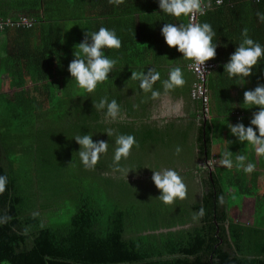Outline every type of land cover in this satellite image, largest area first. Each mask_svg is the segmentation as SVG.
<instances>
[{"label":"trees","instance_id":"obj_1","mask_svg":"<svg viewBox=\"0 0 264 264\" xmlns=\"http://www.w3.org/2000/svg\"><path fill=\"white\" fill-rule=\"evenodd\" d=\"M216 1L202 0L207 7L199 23L211 24L218 44L216 56L210 59L216 67L207 76L214 117L205 122L200 138L206 157L210 140L220 146L217 167L202 178L206 190L198 201L185 200L168 208L159 200L149 203L145 213L143 196L127 191L126 182L118 192L114 177L102 168L96 169L97 175L95 169L89 174L83 170L79 177L57 174L65 166L62 162L52 165L43 152L38 156L39 139L55 135L56 148H62L64 139L59 135L64 134L66 123L77 128L76 133L98 135L102 140H109L105 133L109 128H131L108 125L94 105L104 92L109 101L116 99L122 111H128L130 101L141 93L136 86L135 91L128 89L139 83L131 78L132 72H142L145 64L151 67L148 61L188 67L190 61L166 44L161 29L165 23L187 24L189 17L164 15L157 0H0V17L16 9L20 13L11 16L15 20L20 16L33 20L32 25H14L0 33L10 31L12 39L11 43L0 41V79L11 68L8 73L16 81L10 93L0 90V175L9 179L0 194V264H264V176L258 170L251 174L224 170L220 160L232 150V146L224 147L231 133L225 126L215 131L219 114L231 115L232 107L228 96L232 84L227 83L223 66L245 30L264 45V0H222L220 5ZM100 27L115 29L122 47L105 49L106 55L117 59L114 73L93 93H83L68 65L86 31ZM174 49L176 57L163 54ZM146 51L156 54L146 57ZM5 53L11 58H4ZM246 82L235 113L248 126L249 115L259 109L243 104L244 92L264 84V58ZM137 100L141 102L142 97ZM221 106L229 110L218 111ZM229 122L235 125L238 116ZM138 131L142 135L143 130ZM247 157L264 162V155L255 151ZM104 182L113 183L112 188ZM124 193L129 196H119ZM243 196L255 199L258 224L245 225L232 218L229 209ZM201 208L203 217L198 215Z\"/></svg>","mask_w":264,"mask_h":264},{"label":"clouds","instance_id":"obj_2","mask_svg":"<svg viewBox=\"0 0 264 264\" xmlns=\"http://www.w3.org/2000/svg\"><path fill=\"white\" fill-rule=\"evenodd\" d=\"M157 2L164 15L174 18L182 16L191 18L197 14H206L207 6L202 3V0H157ZM161 34L169 47L176 48L185 60L191 61L194 65L202 66L216 56L218 46L217 42H214L216 32L207 22L165 23ZM121 47L122 39L115 29L100 27L98 31H86L83 41L76 45L74 58L68 65L72 80L83 93H93L99 84L109 80V74L114 73L117 59L106 55L105 49H120ZM262 58H264V45L250 38L245 30L242 42L223 66L224 73L227 79H235L239 85L243 86L246 83L245 78L253 74L254 67ZM131 78L139 81V87L144 93L150 92L153 98L160 95L159 91L154 90V84L161 79L159 71L149 68L147 72H132ZM162 84L165 93L182 88L186 84L183 68L179 65H170L167 79H164ZM243 104L248 106V109L258 107L259 110L253 113L248 126H245L243 122L230 124V133L239 143L251 145L257 155H264V84L258 83L254 89L245 91ZM94 107L102 111L108 120L116 121L121 118V105L116 99L109 101V98L104 96ZM105 133L108 136L115 134L111 128ZM92 135H76L73 138L80 146L77 151L80 162L90 170L95 169L102 155L106 154L109 148L108 142L93 141ZM134 146L138 147L134 135L119 134L116 136L113 163L116 166L115 170L127 182L131 169L121 167L120 162L122 159H128ZM181 151L180 147L176 148L177 155ZM220 166L229 170L235 167L246 174H251L256 169V165L249 162L246 154H239L233 158L230 150L224 152ZM152 181L160 190L159 200L166 205L173 204L177 199L184 200L188 195L187 185L175 168L162 167L153 171ZM8 183V176L0 175V194L6 191ZM198 215L199 217L205 215L204 208L199 210Z\"/></svg>","mask_w":264,"mask_h":264},{"label":"rangeland","instance_id":"obj_3","mask_svg":"<svg viewBox=\"0 0 264 264\" xmlns=\"http://www.w3.org/2000/svg\"><path fill=\"white\" fill-rule=\"evenodd\" d=\"M141 93L142 95L144 94L142 90ZM102 96L103 97L106 96V93L103 92ZM131 97L133 99V96ZM140 97H141L140 94L137 93L133 101L130 99L131 100L130 104H133L134 102L137 103L136 101H138L137 99H139ZM120 122H121V118H119L116 121H112L108 119L105 120V123H107L108 125H110V123L116 124ZM71 126H72L71 124L66 123V125L64 126L65 131H63L64 134L59 135L64 139V144L62 148L59 147L56 148L55 135L48 134V135H44L42 138L39 139V150L37 151V154L39 156L40 153L43 152L45 155H48L49 163H51L52 165H54L56 162H62V165H64L65 167L61 166L59 168L64 169L65 173L61 172V170L58 168L56 172L57 174L62 173L66 176L71 175V176L79 177V175L82 176L81 172L83 170L86 173H88L90 169H86L80 162L79 155L77 153L80 146L76 143V141L73 138L74 136L81 134L76 133L77 128L75 129L72 128ZM140 128L143 129L142 126ZM128 129L130 128L126 127V130H124L122 127L119 128L118 130L115 129L114 130L115 134L112 135V138L111 136H109V140H107V138L104 139V141L108 142L109 148L107 153L102 155L101 160L96 165L95 167L96 172L94 174L95 175L99 174L97 173V170H99V168H102L103 171L105 170L107 174H110V176L114 177V183L118 187V192L119 190H121L122 184L126 182V184L129 187L127 191L130 190L133 194H135L134 196H143L141 209L143 212L146 213L149 209L147 205H149V203L150 204L154 203L155 205L159 201L158 197L161 194L160 190L156 188L154 182L152 181L153 171L159 170L162 167L175 168L177 171L178 169L181 168L182 169L191 168L192 166L191 163L193 161L192 148L188 139L187 141L184 140L185 139L184 135L168 136V135H157V133L156 134L153 133L152 135L150 134L145 135L143 131H142V135H134L138 142V147L137 146L133 147L128 159L126 160L122 159L120 162L121 167H128L131 169L127 177L128 180L127 182L125 179H123L120 176V173L115 170L116 166L113 163V155L115 150L116 136L119 134H124V131H127ZM139 129L137 126L136 130ZM40 132L42 133V131ZM71 133H73L74 135H71ZM100 134H101V130H100ZM153 135H155V138L153 137ZM51 139H53V142L50 144ZM92 139L93 141L102 140L98 137V135H92ZM67 147L68 149L64 150V148ZM177 147H180L182 149L179 155L176 154ZM60 153H63V155L59 156ZM55 154H58V157H55L54 156ZM109 154H111V159ZM71 157L73 161L71 160ZM43 162L47 163V161L44 160ZM178 172L183 177L184 182L187 185L188 195L184 200L177 199L174 203H178V202L183 203V201L185 200H188L189 203L198 201L201 198L202 193L206 190V186H204L202 178L208 175V171L207 170L191 171L189 172L190 174L187 173L188 171L179 170ZM116 180L119 182H116ZM105 185L107 188H112L113 183L107 184L106 182H104V186ZM119 196L123 198L129 195L127 193H124ZM237 202L238 203L236 205L232 206L229 209L232 218L236 222L245 225L258 224L259 221H257L255 218L253 201L246 202L242 198ZM161 205L165 206L166 204L163 205L161 203ZM166 206L168 208L170 207V205H166ZM155 207L157 208V205ZM44 220H45V215H44Z\"/></svg>","mask_w":264,"mask_h":264},{"label":"crops","instance_id":"obj_4","mask_svg":"<svg viewBox=\"0 0 264 264\" xmlns=\"http://www.w3.org/2000/svg\"><path fill=\"white\" fill-rule=\"evenodd\" d=\"M9 16H15L18 15L20 12H18L16 9H8ZM13 36V35H12ZM0 41H8L9 43L12 42L11 39V32H7V34L0 35ZM166 51L165 55L171 54V57H176V50L170 52L169 50H164ZM156 52L152 51L150 54V51H146L145 55L146 57L155 55ZM4 58L9 59L11 56H8L5 54H2ZM162 56V55H161ZM180 57V56H179ZM173 61V60H172ZM148 63L151 65V67H148L147 64L146 68H144L143 71L147 72L149 68L155 69L156 71H159L160 74L162 75L161 79L156 81L154 84V90L159 91L160 95L156 98H153L151 96V93H144L143 95L140 93L142 97L141 102L129 104L128 111H123L121 113V124L129 125L131 126L130 129H128V134L132 135H141V133L136 130L137 126L138 129L143 126V132L145 135L150 134L152 135L153 133L157 135H184L185 136V141L190 142L191 148H192V163H191V168L188 169H178L181 171H204L207 170L208 172H212L216 167V159L217 157L215 156L216 153H220V146L216 144V141L210 140V147H208V150L210 152V156L206 157L207 155L205 154V147H202L200 145V138L201 135L204 131L205 128V122L209 119L211 120L214 115L212 114H204V108L203 106L192 99L191 97V87L194 82V76L193 74L189 71L188 67L185 66V64H179L183 68L185 79H186V84L182 88H177L175 90L169 91L167 93L164 92L163 89V84L162 81L164 79H167V73L169 70V66L166 63L162 64L160 66L155 65V61L151 63L148 61ZM171 65H177V62H172ZM8 71H12L11 68H8ZM8 71H5L3 74H1V79L2 84L0 85V90L5 92V93H10L15 87L13 77L8 73ZM164 76V77H163ZM248 77L245 78V80ZM231 83L232 85L230 86L229 89V94L230 96V105L232 106L230 109L231 115H227L226 113H220L219 114V120L218 123H216L215 131L216 129L223 128L224 126L228 128V132H230L229 127H230V122L229 119H234L237 118L239 119V122L241 121L240 119L242 118V115H238L235 112L237 111V107L239 105L240 99L241 98V93L245 89V87H248L247 82L245 85L241 86L239 85L238 81L233 79V80H227V83ZM207 85H208V80H207ZM135 86L138 88L139 83H135V85H130L129 89L130 91H135ZM252 88V87H251ZM250 88V90H251ZM249 89V88H248ZM140 104H142L140 106ZM224 108H227V111L229 110V107H219L218 111H222ZM210 109V108H209ZM235 109V110H234ZM210 112V111H209ZM210 115V116H209ZM253 116V115H249ZM243 119V118H242ZM210 122V121H209ZM243 122V120L241 121ZM137 125V126H136ZM136 126V128H135ZM125 132V131H124ZM149 132V133H148ZM226 134V133H225ZM230 141L224 145V147L232 146V154L233 158H235L236 155L239 154H246L248 155L249 153L251 154L252 151H255L254 148L250 145V149L248 148L247 143H238V148L236 147V142L237 139L234 136H230ZM189 146V144H188ZM222 146V148H224ZM218 149V151L216 150ZM202 150H204L202 152ZM256 153V152H255ZM256 165V170L260 171L262 173V178L264 176V162H254L250 161ZM195 163V164H194ZM224 170L229 171V169L223 168ZM232 169H236L235 167ZM231 169V170H232ZM244 201H253V204H255V199L253 197H248V196H243L242 197ZM240 198V199H242Z\"/></svg>","mask_w":264,"mask_h":264},{"label":"built area","instance_id":"obj_5","mask_svg":"<svg viewBox=\"0 0 264 264\" xmlns=\"http://www.w3.org/2000/svg\"><path fill=\"white\" fill-rule=\"evenodd\" d=\"M259 1V0H254ZM203 3V2H202ZM222 0H217L216 4H222ZM204 4V3H203ZM189 23H199V14L195 17L188 18ZM33 20L25 16H20L18 19L8 16L6 18L0 17V33L6 28L14 25H32ZM216 67V64L210 60L206 61L204 65H194L191 61L188 65L189 70L194 74V82L191 87V97L193 100L199 102L204 108V114H210L209 91L207 87V76ZM210 116V115H209Z\"/></svg>","mask_w":264,"mask_h":264}]
</instances>
